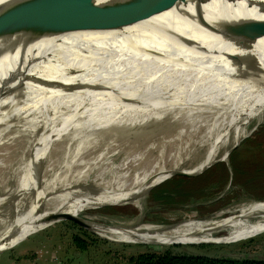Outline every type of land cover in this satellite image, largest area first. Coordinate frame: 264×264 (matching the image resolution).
Returning <instances> with one entry per match:
<instances>
[{"label": "bare ground", "instance_id": "6f19581e", "mask_svg": "<svg viewBox=\"0 0 264 264\" xmlns=\"http://www.w3.org/2000/svg\"><path fill=\"white\" fill-rule=\"evenodd\" d=\"M60 1L0 0V24L52 7L33 28L35 41L26 49L13 37L0 39V206L13 199L25 204L35 198L25 213L21 208L10 228L0 232V252L24 240L28 236L21 238L23 234L47 219L62 215L82 219L81 207L90 198L110 195L119 203L140 198L174 173L188 170L178 165L182 155L205 146L217 149L213 140L225 129L262 119L264 37L254 42L221 40L182 12L227 25L264 18V0H205L199 6L184 0L132 25L41 39L43 31L72 14L119 0L69 5ZM24 52L27 61L20 58ZM14 72L19 74L5 80ZM195 79H221V90L184 91L182 84ZM142 121H169V126L176 123L178 128L167 134L170 128L165 127V135L138 151L135 143L124 142L130 139L125 130ZM242 129L237 128L232 146L246 135ZM151 152H158L155 163L138 170ZM214 153L208 151L204 159L213 160ZM226 155L227 151L221 157ZM168 162L173 164L169 170L164 168ZM79 184L91 185L96 192L60 194ZM85 221L99 235L118 242L230 243L264 231V202L252 201L220 220L175 226L144 223L121 229Z\"/></svg>", "mask_w": 264, "mask_h": 264}, {"label": "rangeland", "instance_id": "374dc122", "mask_svg": "<svg viewBox=\"0 0 264 264\" xmlns=\"http://www.w3.org/2000/svg\"><path fill=\"white\" fill-rule=\"evenodd\" d=\"M182 87H184V91L191 93L218 92L221 90V79H195L182 84ZM261 116L262 119L258 123L255 119H250L244 125L231 126L229 130L225 129L218 138L213 140V143L216 141L217 149L205 146L203 149L194 152L191 150L188 154L182 155L177 160L178 165L183 169H188L182 173L190 174V176H179L174 173L161 182L164 183L179 177L197 178L193 185L185 186L192 189L200 185V176L205 175L204 177L207 179L210 178V182L216 175L215 165L224 163L230 175L228 181L222 186L209 188L206 191V197L190 198L184 203L159 204L149 202L148 192L161 184L159 183L145 190L140 198L135 199L136 202L134 199H130L119 203L115 197L110 195L90 198L81 207L85 210L80 217L106 228L119 226L122 227L121 229H130L144 223L175 226L184 221L220 220L252 201L264 202V108L261 111ZM132 120L134 121V119ZM170 123L169 121L163 123L142 121L140 124L127 125L125 134L126 136L129 135L130 139L125 138L124 142L129 140L138 146L136 150L143 151L150 144L156 143L154 139L166 134L165 127L170 128L167 134L169 132L173 134L176 131L178 124L175 123L171 127L169 126ZM239 127L243 128L242 133L245 132L246 135L232 146L235 142L234 134ZM168 136L171 137V134ZM217 141L220 143L217 144ZM223 141L224 143L221 145ZM213 150L215 151L213 160L204 159L207 152L213 153ZM225 151H227V155L224 159L221 156ZM171 152L168 150L166 155L169 156ZM157 153L148 154L147 164L141 165L138 170H146L152 166L156 161ZM231 154L232 159L245 172L244 175L239 174L237 176L240 184L235 183L232 179V172L229 167ZM172 167L173 164L170 162L164 165V168L168 170ZM39 190L42 191L41 187ZM93 192H96L93 186L79 184L61 191L60 194L75 197ZM34 199L31 197L28 201L25 200V204H20L19 199H13L7 206H0V232L6 230L7 227L10 228L9 226L17 214L22 212L21 208L25 213L28 205L32 204V201L34 203ZM17 201L19 204L16 203ZM139 203L143 204V209H141L142 205L138 207ZM43 210H48V208L44 206ZM227 210L229 212H223ZM55 219L43 221L31 232H28L29 234H23L21 238L28 236L24 240L0 252V264H131L128 259L132 256L152 251H164L165 249L207 256L264 257V231L255 236L230 243L169 242L158 244V242L153 241H135V243L108 239L99 235L94 229L85 228L70 219ZM47 223L48 225L42 228ZM214 235L223 236L225 232H214ZM75 237L81 241H76Z\"/></svg>", "mask_w": 264, "mask_h": 264}, {"label": "water", "instance_id": "95a60500", "mask_svg": "<svg viewBox=\"0 0 264 264\" xmlns=\"http://www.w3.org/2000/svg\"><path fill=\"white\" fill-rule=\"evenodd\" d=\"M76 1L84 0H63L59 3L69 5ZM183 1L184 0H119L102 5H95L78 11L62 19L52 27L47 28L43 31L41 39H49L63 33L79 30L92 28H118L132 25L144 19H149L158 15L173 5ZM204 1L205 0H194L195 6H199L200 2ZM51 12L52 7L44 8L43 10H39L37 13L24 17L23 19L0 24V39L4 36L13 37L26 49L35 41L37 32L33 28L41 24ZM182 14L186 19L194 23L205 33L221 40L229 42H254L257 39L264 37V18H249L237 23L223 25L210 22L195 12L194 14L182 12ZM155 26L170 33L172 36L182 38L180 34L168 27L161 26L160 23H155ZM20 58L21 60H23V58L26 59L25 52ZM27 60L28 59H26V61ZM18 74V72H14L12 75L7 76L5 80H12ZM175 174L179 176H190V174H183L182 172ZM62 216L64 217H62V219H70L85 228L90 227L85 220L78 217Z\"/></svg>", "mask_w": 264, "mask_h": 264}, {"label": "trees", "instance_id": "16d2710c", "mask_svg": "<svg viewBox=\"0 0 264 264\" xmlns=\"http://www.w3.org/2000/svg\"><path fill=\"white\" fill-rule=\"evenodd\" d=\"M230 170L232 179L238 182L237 176L244 175L245 172L232 159L230 155ZM214 171L216 175L209 182L210 178L200 176V185L195 188H186L188 184H194L197 178L179 177L170 179L155 186L148 192V201L159 204L184 203L190 198H204L209 188L219 187L228 181L230 175L227 166L224 163H217ZM204 177V178H203ZM203 178V179H202ZM209 182V183H208ZM179 199H176V198ZM76 241H81L77 237ZM131 264H264V257H231V256H207L198 253L173 252L170 249L164 251H152L132 256L128 259Z\"/></svg>", "mask_w": 264, "mask_h": 264}]
</instances>
